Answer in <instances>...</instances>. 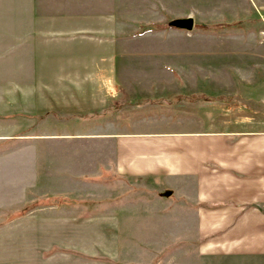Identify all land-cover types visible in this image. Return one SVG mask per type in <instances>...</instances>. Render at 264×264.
Segmentation results:
<instances>
[{"label":"rangeland","instance_id":"1","mask_svg":"<svg viewBox=\"0 0 264 264\" xmlns=\"http://www.w3.org/2000/svg\"><path fill=\"white\" fill-rule=\"evenodd\" d=\"M189 16L191 31L169 26ZM70 42L120 59L119 91L100 118L111 120L113 131L231 124L236 111L264 117V0H0L4 170L11 106L23 103L25 71L45 64L30 65L28 47ZM219 93L227 94L224 102ZM111 184L112 192L80 193L77 223H28L30 235L11 218V251L0 249V264H183L198 241L189 201L161 195L166 178L112 177ZM1 187L0 205H6L11 193ZM108 196L122 205L111 216ZM8 228L0 224V234ZM28 245L40 253L25 254Z\"/></svg>","mask_w":264,"mask_h":264},{"label":"crops","instance_id":"2","mask_svg":"<svg viewBox=\"0 0 264 264\" xmlns=\"http://www.w3.org/2000/svg\"><path fill=\"white\" fill-rule=\"evenodd\" d=\"M49 47H28L30 65L48 66L25 71L23 103L11 106L9 167L0 165L1 190L11 193L0 224L10 228L0 234V249L11 251V218L30 235L28 223H77L80 193L112 192V177H153L166 178L170 195L192 209L198 241L183 264H264V117L244 110L231 124L113 131L100 118L119 91L120 59L87 44ZM217 96L224 102L227 94ZM108 197L111 216L122 205ZM28 246L25 254L41 251Z\"/></svg>","mask_w":264,"mask_h":264},{"label":"water","instance_id":"3","mask_svg":"<svg viewBox=\"0 0 264 264\" xmlns=\"http://www.w3.org/2000/svg\"><path fill=\"white\" fill-rule=\"evenodd\" d=\"M169 26L183 29L187 31H191L194 26V19L193 17H182V18H174L169 22ZM171 194V190H165L162 195L169 196Z\"/></svg>","mask_w":264,"mask_h":264}]
</instances>
